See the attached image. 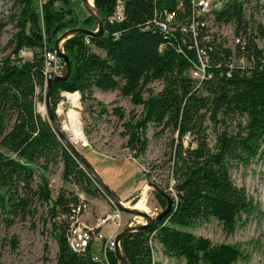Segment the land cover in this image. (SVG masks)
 Here are the masks:
<instances>
[{
    "label": "trees",
    "instance_id": "1",
    "mask_svg": "<svg viewBox=\"0 0 264 264\" xmlns=\"http://www.w3.org/2000/svg\"><path fill=\"white\" fill-rule=\"evenodd\" d=\"M58 1L62 6L57 8ZM122 1L124 17L112 23L108 17L116 0L92 1L102 18L103 34H78L66 40L63 50L71 61V72L66 80L52 82L51 105L54 109L62 91H78L82 100L100 105L103 115L107 110L93 89L117 90L132 105L142 107L139 115L131 110L128 118L121 106L110 111L122 122L120 134L136 157L147 150L149 125L155 135L165 130L176 134L170 155L172 193L160 186L154 190L162 209L167 204L164 193L171 196V209L150 227L120 240L130 264H157L152 258L153 241L163 256L184 264H235L243 258L235 245L214 244L177 226L214 218L225 234H231L242 216L249 217L256 208L229 170L233 164L247 165L264 154V27L255 21L253 11L246 12L250 2L254 10L260 0H224L206 15L208 25L196 27L195 40L189 27L194 19L191 0ZM66 2L12 0L9 20L16 31L5 47L10 52L0 59V148L5 150L0 149V222L8 226L17 217L24 220L35 204H44L57 244L56 264H98L91 258L90 245L75 252L67 242L71 205L80 197L63 188L52 196L44 172L60 164L63 182L74 184L89 197L103 194L48 119L36 110L37 99L42 100L46 90L43 49H53L55 38L76 26ZM166 13L175 15L170 32L158 27ZM84 24L96 29L90 15ZM223 25H231L243 43L229 46L221 33L212 32V26ZM4 26L0 21V35ZM24 49L31 50V58H21L19 52ZM197 49L208 58L212 73L200 83L189 75ZM154 81L163 82L156 93L149 87ZM187 136L191 140L184 146ZM35 167L41 173L34 187ZM11 246L16 248V239ZM108 256L111 264H119L114 252Z\"/></svg>",
    "mask_w": 264,
    "mask_h": 264
},
{
    "label": "rangeland",
    "instance_id": "2",
    "mask_svg": "<svg viewBox=\"0 0 264 264\" xmlns=\"http://www.w3.org/2000/svg\"><path fill=\"white\" fill-rule=\"evenodd\" d=\"M33 1L40 4V0ZM66 1L67 7L73 10L76 26L84 27V19L88 13L83 7L82 0ZM252 5L253 2L248 4L246 9L247 14L253 11L255 21L261 23L264 27V0H260L254 10L251 9ZM55 6L57 8L62 6V2H56ZM11 9L12 0H0V21L4 22L5 25L0 35V59L10 52V49L5 47L7 41L16 31L14 23L9 20L10 14L13 11ZM90 28H95V24H91ZM212 32L221 33L227 41L232 39L233 30L231 25L212 26ZM93 50L103 55L101 51L95 48ZM31 57L32 52L28 49L25 53L21 54V58L23 59ZM162 85V81H154L149 87L156 93L161 90ZM96 91L93 95L103 103L107 113L100 115V105L95 104L93 101H84L80 98V104L74 110L77 111L81 132L86 136L89 146L82 149L77 147L79 152L82 151V154L100 178H105V174L102 171L104 167H107L109 173L114 177L125 178L129 176L133 173L131 164L125 159H115V157L132 155L141 167L147 182H152L163 190L172 193L170 155L173 140H176V134L171 130H165L161 134L155 135L156 130L153 126L149 125L146 130V136L149 140L147 150L143 155L134 156L133 152L125 146L126 137L120 134L123 129L121 126L122 122L116 116L110 114V111L113 106H121L127 117L131 110L136 115H139L142 107L132 105L130 100L127 97H122L117 90L105 92L96 89ZM144 95L146 96V93ZM69 101V99H64V115L57 116L58 125L61 129L63 128V120L67 122L66 112L73 109ZM36 110L46 117L43 99H37ZM233 125L234 123L232 127ZM63 132L67 137L71 133L67 130H63ZM190 140L191 137H185L183 140L184 146L189 145ZM208 142L210 146L214 143L211 127L208 130ZM191 145L194 146V143ZM0 149L5 151L2 148ZM229 171L233 182L237 186H243L247 195L255 202L256 208L254 212L247 218L242 216L231 234H225L221 225L214 218H210L207 221H197L190 227L177 226V228L189 231L194 235L207 237L214 244L228 243L235 245L243 255V258L235 264H264V154H259L247 165L242 163L233 164ZM40 173L41 169L35 167L34 187L40 181ZM147 173H149L148 177L146 176ZM44 174L48 180V187L52 196H55L59 189L63 188L85 198L89 197L83 195L74 184L62 181L60 164L49 167ZM146 189L147 191L143 193L144 195L142 194L145 198V204L139 210L155 216L162 210V207H160L154 196V189L151 186H147ZM97 197L101 201L96 205L97 212H107L108 214L106 215L111 216L105 223H102L103 234L110 232V230V234L113 233L118 222H120V226L118 229H115L118 230L117 233L125 227H133L144 222L141 217L120 211V216L117 218L116 212L118 210L109 202L108 198L104 194ZM140 198L142 196L137 195L133 201L126 203V205L132 207ZM87 203L90 206L88 201ZM33 210L34 212L26 216L24 220L17 217L8 226L0 222V264H56L57 244L46 206L37 203ZM13 238L17 241V246L14 249L11 246ZM152 243L154 261L157 264H184L183 260L166 259L161 253L160 246H157L155 241ZM156 246L159 248H156Z\"/></svg>",
    "mask_w": 264,
    "mask_h": 264
},
{
    "label": "built area",
    "instance_id": "3",
    "mask_svg": "<svg viewBox=\"0 0 264 264\" xmlns=\"http://www.w3.org/2000/svg\"><path fill=\"white\" fill-rule=\"evenodd\" d=\"M41 3V0L39 1ZM224 0H191L192 10H193V21L190 24V29L192 34L194 35V40L196 37V27L198 25L205 26L208 25L205 17L212 10L219 8L223 4ZM124 2L122 0H116L113 8L112 14L108 17V21L118 22L124 17ZM175 15L172 13H166V17L164 21L158 22V27L164 32L173 31L172 22ZM182 29H185L182 27ZM240 36H235L232 34V39L227 42V45L234 46L237 43H243L240 40ZM88 42V40H87ZM198 48V47H197ZM27 49L21 50L19 55L25 53ZM239 63H244L243 58L238 59ZM209 62L208 58L201 52L200 49H197V60L193 62L191 68L189 69V75L191 78L195 79L197 82L204 81L212 77L211 71H209ZM64 69V62L62 58H60L54 49H47L44 47L43 49V76H44V87H46L47 80L61 75ZM76 95L77 101L80 104V94L78 91L75 92H66L62 91L60 93V99L58 100L55 106V115L56 117H60L64 115V99H69L70 104L71 96ZM77 108V107H75ZM67 123L66 120H63V124ZM63 127V126H62ZM63 129V128H62ZM64 130V129H63ZM69 140L73 145L82 149L89 146L86 136L83 134L82 136H74V134L70 133L68 136ZM68 148V147H67ZM69 150V148H68ZM70 151V150H69ZM87 201L80 197V200L71 205L70 210V225L67 233V242L69 247L75 252H83L88 246L94 242L99 241V247L97 250L92 251L91 258L93 261L98 264H111L109 260V252H114V238L118 232V227L120 226V222H118L115 226L114 232L111 233L105 239L102 238L101 234L96 233V229L102 226V223H105L108 219H110V215H105L100 218L95 225H88L80 220V217L88 210ZM120 216V212H116V217ZM102 240V241H101ZM152 258L154 260V250L152 249Z\"/></svg>",
    "mask_w": 264,
    "mask_h": 264
},
{
    "label": "water",
    "instance_id": "4",
    "mask_svg": "<svg viewBox=\"0 0 264 264\" xmlns=\"http://www.w3.org/2000/svg\"><path fill=\"white\" fill-rule=\"evenodd\" d=\"M83 7L87 11L88 15H90L96 22V29L92 30L89 28L85 27H77L73 26L62 33H60L54 40L53 43V49L57 53V55L62 58L64 62V69L61 75L55 76L46 82V87H45V93L43 97L44 101V108L45 112L44 114L46 115V118L48 119L49 123L53 127V130L59 137V139L69 148L73 156L76 158L80 166L90 175L96 186L100 189V191L108 198L109 202L120 212L127 213L133 216H138L141 217L144 222L141 224H138L133 227H125L122 229L119 233L114 238V255L116 259L118 260L119 264H130L128 260L125 258L121 247H120V240L131 233H135L138 231H141L144 228L150 227L157 221H159L163 216H165L171 209L172 206V198L169 194L164 193V196L166 198L167 204L164 209H162L159 213H157L155 216H152L149 213H146L144 211L136 209L134 206H128L126 203L120 201L116 195L113 193V191L102 181V179L99 177L95 169L89 164V162L81 155L79 150L75 145L71 143L69 138L66 136V134L63 132V129H61L58 125L57 117L55 115V111L51 105L50 101V86L53 81L59 80V81H64L68 78L71 72V61L69 57L65 54L63 50V45L68 40L74 35L78 34H86V35H92V36H102L103 34V21L102 18L99 14V12L96 10L93 4V11H91L87 7V1L82 0ZM62 40L61 44L60 41ZM43 116V115H42ZM148 186H151L154 190H158V186L152 182H147Z\"/></svg>",
    "mask_w": 264,
    "mask_h": 264
},
{
    "label": "crops",
    "instance_id": "5",
    "mask_svg": "<svg viewBox=\"0 0 264 264\" xmlns=\"http://www.w3.org/2000/svg\"><path fill=\"white\" fill-rule=\"evenodd\" d=\"M42 1H45V0H42ZM95 92H97L96 88L93 89V93ZM121 158L127 160L129 164H131L133 173H131L129 176L125 178L124 177L121 178L120 176H119L120 178H118V176L114 177L113 175H111L109 171L107 170L108 168L104 167V169L102 168V171L106 176L104 175L105 178H101V179L113 191V193L116 195V197L120 201L124 203H129L133 201L134 197H136L137 195H142L144 191L146 192L147 191L146 188L148 185H147V180L145 178V175L142 172L139 164L136 162V159L132 155H124V156L115 157V159H121ZM78 196L85 198L81 195H78ZM86 198L85 200H87L90 204L89 210L80 217V220L88 225L93 226L95 225V222L98 219L102 218L108 213L107 212H104V213L97 212L96 205L99 202H101L98 197H88L87 199ZM144 204H145V200L139 209H141ZM110 232L103 234L102 227L101 229L99 228L96 229V233L101 234L102 238L104 239L110 235ZM97 246L99 247V241L96 240L91 244L92 250H97L98 249ZM157 246L159 245L157 244ZM157 246L156 248H159ZM166 259L171 260L172 258H166Z\"/></svg>",
    "mask_w": 264,
    "mask_h": 264
},
{
    "label": "bare ground",
    "instance_id": "6",
    "mask_svg": "<svg viewBox=\"0 0 264 264\" xmlns=\"http://www.w3.org/2000/svg\"><path fill=\"white\" fill-rule=\"evenodd\" d=\"M87 1V7L93 11V3L92 1L93 0H86ZM62 40L60 41V44H61ZM71 98V102H72V107L73 109L69 110L68 112H66V117H67V123L63 124V129L64 130H67V131H70L72 134H74V136H82L83 133L81 132V129H80V126H79V120L77 118V111L74 110L75 107H78L79 106V103L77 101V96L76 95H73L70 97ZM145 190V189H144ZM142 191V190H141ZM145 192V191H144ZM143 192V193H144ZM142 193V194H143ZM144 195V194H143ZM142 196V198H140L138 200V202H136L134 204V207L136 209H139L140 206L142 205V203L144 202L145 198Z\"/></svg>",
    "mask_w": 264,
    "mask_h": 264
}]
</instances>
